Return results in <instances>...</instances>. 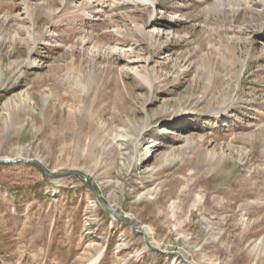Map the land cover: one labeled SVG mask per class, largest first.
Segmentation results:
<instances>
[{
	"label": "rangeland",
	"instance_id": "374dc122",
	"mask_svg": "<svg viewBox=\"0 0 264 264\" xmlns=\"http://www.w3.org/2000/svg\"><path fill=\"white\" fill-rule=\"evenodd\" d=\"M120 2L0 0V157L160 251L0 163V264H264V0Z\"/></svg>",
	"mask_w": 264,
	"mask_h": 264
},
{
	"label": "water",
	"instance_id": "95a60500",
	"mask_svg": "<svg viewBox=\"0 0 264 264\" xmlns=\"http://www.w3.org/2000/svg\"><path fill=\"white\" fill-rule=\"evenodd\" d=\"M17 162H28V163H33L35 165H37V167L42 171L43 175L47 178H51V179H59V178H63L66 176H70V175H79L81 177H83V179L85 180V182L88 183V185L90 186L91 190L94 193V196L96 198V200L98 201V203L107 211L110 213V215L112 216L113 219H118V220H123L128 222L130 228L138 233H141L143 236V240H144V245L153 250V251H160L157 247H154L148 240L145 232L140 228H136L133 224L132 219L127 216V215H118L117 212L110 206L106 205L101 197L99 196L98 192L96 191V189L93 186V183L89 177V175L81 170H71V171H67L64 173H60V174H53V173H48L45 168L36 160L33 159H25L23 157H17V158H5V157H0V163H17ZM175 254H177L178 256H180L179 252H175ZM183 260V258H181ZM184 262L186 264H191L188 261L184 260Z\"/></svg>",
	"mask_w": 264,
	"mask_h": 264
},
{
	"label": "bare ground",
	"instance_id": "6f19581e",
	"mask_svg": "<svg viewBox=\"0 0 264 264\" xmlns=\"http://www.w3.org/2000/svg\"><path fill=\"white\" fill-rule=\"evenodd\" d=\"M152 2H153V0H121V6H122V9H123V12H122V14H121V16H118L119 18H121L122 20H124V18H126V19H128L130 16L128 15L129 13H130V11H133V10H131V8L133 7L132 5H142L143 7H146L147 6V4L148 3H151L152 4ZM115 2L113 1V3H109V5H110V9L111 8H113L114 6H115ZM119 4V3H118ZM119 6V5H118ZM147 12V11H146ZM114 13V12H113ZM117 13V12H116ZM119 14H120V12H119ZM118 15V14H117ZM117 19V18H116ZM132 21H133V19H131ZM116 21V20H115ZM118 21V20H117ZM131 22V21H130ZM142 22V21H141ZM135 23V22H134ZM147 23V21H145L144 22V24H146ZM116 24H117V22H116ZM123 26V25H122ZM121 27V26H120ZM124 27H125V25H124ZM133 27L135 28V30L136 31H138L139 33H141V34H143V29H142V27H139V26H135V25H133ZM122 28V27H121ZM128 30V29H127ZM110 51L112 52V53H114V54H118V55H122L121 53H122V48H119L118 46H116V45H114V46H111L110 47ZM1 76V75H0ZM146 81L149 83V81H148V79H146ZM82 89L83 90H85V89H87L86 88V86L84 85V86H82ZM19 149H28V148H26V147H19ZM149 152H150V150H149ZM19 157H21V155H18ZM5 158H10L9 156H4ZM12 158H14V157H12ZM15 158H17L16 156H15ZM194 197H196L195 198V200H194V202L192 203V208H195L196 207V205L197 204H199L200 202H201V197H203L201 194L200 195H198L197 194V196H194ZM176 206V203L175 202H173L172 204H171V209H172V212L174 213V207ZM144 232H145V234H146V236H147V238L151 235V233H152V229L150 228V227H144L143 229H142ZM150 242V241H149ZM254 246H256V245H254ZM146 247V246H145ZM156 247H158V246H156ZM147 248V247H146ZM179 253H180V256H178L177 254H175L174 255V258H175V256H177L178 258H183L184 256H183V253L181 252V251H179ZM101 257H102V250L101 251H99L92 259H90V260H88L85 264H97L98 263V261L101 259ZM177 258V259H178Z\"/></svg>",
	"mask_w": 264,
	"mask_h": 264
}]
</instances>
